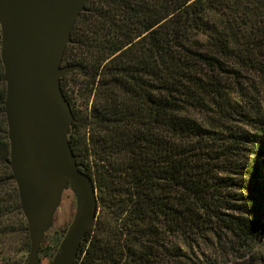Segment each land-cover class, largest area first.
Wrapping results in <instances>:
<instances>
[{
  "label": "trees",
  "instance_id": "obj_1",
  "mask_svg": "<svg viewBox=\"0 0 264 264\" xmlns=\"http://www.w3.org/2000/svg\"><path fill=\"white\" fill-rule=\"evenodd\" d=\"M85 9L62 57L83 72L60 79L74 116L68 142L98 199L74 264H194L187 251L198 239L255 243L263 136L252 132L262 122L244 84L264 83V0H87ZM2 75L0 61V264H28ZM49 232L39 253L48 260L64 230Z\"/></svg>",
  "mask_w": 264,
  "mask_h": 264
},
{
  "label": "water",
  "instance_id": "obj_2",
  "mask_svg": "<svg viewBox=\"0 0 264 264\" xmlns=\"http://www.w3.org/2000/svg\"><path fill=\"white\" fill-rule=\"evenodd\" d=\"M86 1L0 0L2 113L11 180L27 224L28 264H44L40 246L65 191L74 197L73 217L46 264H74L97 215L94 181L81 170L68 142L74 116L60 87L66 74L83 72L79 64H62V57Z\"/></svg>",
  "mask_w": 264,
  "mask_h": 264
},
{
  "label": "rangeland",
  "instance_id": "obj_3",
  "mask_svg": "<svg viewBox=\"0 0 264 264\" xmlns=\"http://www.w3.org/2000/svg\"><path fill=\"white\" fill-rule=\"evenodd\" d=\"M226 83L229 84L230 90H233L235 86H231L228 81ZM244 87L252 96L253 104L255 105L256 112L251 113L252 117L262 122V124H256L261 131L255 129L252 132L263 136V155L261 160L264 173V83L257 77L253 78L252 76L249 78L248 84H244ZM194 116L198 120L203 119L200 115L196 114ZM73 213L74 197L70 191H65L62 195L61 204L54 215L53 227L48 236L52 234V231L56 230H64L65 233ZM166 243L168 246H172L174 240L170 239ZM187 252L194 264H264V230L259 239L249 247L223 235L220 239L214 240L208 238L198 239L193 242L192 248L188 249ZM41 260L44 264L48 262L46 258H41Z\"/></svg>",
  "mask_w": 264,
  "mask_h": 264
}]
</instances>
